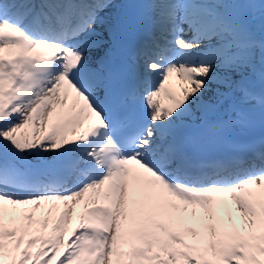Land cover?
I'll return each instance as SVG.
<instances>
[{"label":"snow or ice","instance_id":"obj_1","mask_svg":"<svg viewBox=\"0 0 264 264\" xmlns=\"http://www.w3.org/2000/svg\"><path fill=\"white\" fill-rule=\"evenodd\" d=\"M112 6L0 0V264H264V0H159L134 71Z\"/></svg>","mask_w":264,"mask_h":264},{"label":"bare ground","instance_id":"obj_2","mask_svg":"<svg viewBox=\"0 0 264 264\" xmlns=\"http://www.w3.org/2000/svg\"><path fill=\"white\" fill-rule=\"evenodd\" d=\"M112 5H113L112 7L107 8V9H105L99 13L100 21H103V23L97 22V24L95 25L96 32L100 34L98 38L104 40L106 46H107V37H106L105 31H104V27L106 25L110 24V20H111L110 15L113 12H115V10L119 6L118 4H115V3H113ZM181 26L185 29V31L183 33H186V34L190 33L188 31V29L186 28V25H181ZM182 38L185 39L184 37H182ZM185 40H187V39H185ZM101 52H102V50L101 51L92 50L90 52V55H97V54H100ZM183 87H186V85H183L178 77L173 76V78L169 81V83L167 85V91L169 92V94H171L173 96H180V95H182ZM167 106L168 105L165 104V107H167ZM46 128H47V125H46ZM33 132H34V130H33ZM69 136H70V133H69ZM44 155L47 156L49 159H51L55 155V153L54 152H48V153H45ZM29 159L34 160L35 157H29ZM221 196L227 201L229 208L234 210V205L229 202L230 198L228 197V194H221ZM82 206H83V204L77 205L74 217L78 216L77 214H78L79 210L82 208ZM44 211L45 210L42 209L41 212H38L36 214L38 220L43 218ZM61 211H63V209H61ZM238 215H239V213H238ZM74 224H76L75 218L73 220L72 225L70 226L69 231L71 230L72 227H74Z\"/></svg>","mask_w":264,"mask_h":264}]
</instances>
